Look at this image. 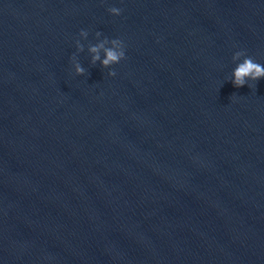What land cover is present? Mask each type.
Returning <instances> with one entry per match:
<instances>
[{"label":"water","instance_id":"water-1","mask_svg":"<svg viewBox=\"0 0 264 264\" xmlns=\"http://www.w3.org/2000/svg\"><path fill=\"white\" fill-rule=\"evenodd\" d=\"M238 51L264 66V0H0V264H256L264 78L233 86Z\"/></svg>","mask_w":264,"mask_h":264},{"label":"clouds","instance_id":"clouds-1","mask_svg":"<svg viewBox=\"0 0 264 264\" xmlns=\"http://www.w3.org/2000/svg\"><path fill=\"white\" fill-rule=\"evenodd\" d=\"M111 15L113 16H119L121 14V10L112 7L108 10ZM81 36H86V31L80 32ZM105 43H108L106 40ZM112 47L105 48L104 44H99L96 46H93L89 49V51L93 54L92 56V62L95 64L97 61H100L102 67L104 68H110L111 66L120 63L122 60L125 59V49L124 44L119 39H113L111 40ZM101 49H104L105 57L101 61L99 52ZM243 57L242 62L238 63L235 67L233 73H232V79L230 80L234 87L240 88L248 85V81H258L261 78H264V66H262L260 63L255 62L250 56H247L245 52L238 51L233 56V61H240ZM75 60V57H73V61ZM75 68V74L77 76H81L84 74L85 69L79 64L74 63ZM109 76H115V71H109Z\"/></svg>","mask_w":264,"mask_h":264}]
</instances>
